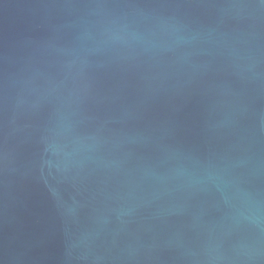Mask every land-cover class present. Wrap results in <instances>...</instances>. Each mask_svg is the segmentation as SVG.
<instances>
[{
  "label": "water",
  "instance_id": "95a60500",
  "mask_svg": "<svg viewBox=\"0 0 264 264\" xmlns=\"http://www.w3.org/2000/svg\"><path fill=\"white\" fill-rule=\"evenodd\" d=\"M0 264H264V0H0Z\"/></svg>",
  "mask_w": 264,
  "mask_h": 264
}]
</instances>
